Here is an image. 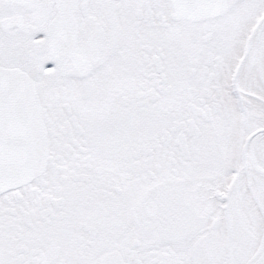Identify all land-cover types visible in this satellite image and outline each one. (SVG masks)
Wrapping results in <instances>:
<instances>
[{
    "label": "snow or ice",
    "instance_id": "6c2138e0",
    "mask_svg": "<svg viewBox=\"0 0 264 264\" xmlns=\"http://www.w3.org/2000/svg\"><path fill=\"white\" fill-rule=\"evenodd\" d=\"M0 264H264V0H0Z\"/></svg>",
    "mask_w": 264,
    "mask_h": 264
}]
</instances>
